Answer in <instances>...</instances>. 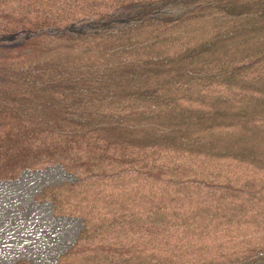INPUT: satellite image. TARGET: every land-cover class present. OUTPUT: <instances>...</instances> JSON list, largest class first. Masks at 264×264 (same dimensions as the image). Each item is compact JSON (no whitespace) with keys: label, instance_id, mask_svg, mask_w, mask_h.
I'll return each instance as SVG.
<instances>
[{"label":"trees","instance_id":"obj_1","mask_svg":"<svg viewBox=\"0 0 264 264\" xmlns=\"http://www.w3.org/2000/svg\"><path fill=\"white\" fill-rule=\"evenodd\" d=\"M57 166L52 264H264V0H0V183Z\"/></svg>","mask_w":264,"mask_h":264},{"label":"rangeland","instance_id":"obj_2","mask_svg":"<svg viewBox=\"0 0 264 264\" xmlns=\"http://www.w3.org/2000/svg\"><path fill=\"white\" fill-rule=\"evenodd\" d=\"M74 180L57 166L0 183V264H52L74 242L81 221L54 218L50 204L33 200L47 185Z\"/></svg>","mask_w":264,"mask_h":264},{"label":"water","instance_id":"obj_3","mask_svg":"<svg viewBox=\"0 0 264 264\" xmlns=\"http://www.w3.org/2000/svg\"><path fill=\"white\" fill-rule=\"evenodd\" d=\"M21 44H22V42L21 43L16 42V43H13V44H10V45H5V47H16V46H19Z\"/></svg>","mask_w":264,"mask_h":264}]
</instances>
